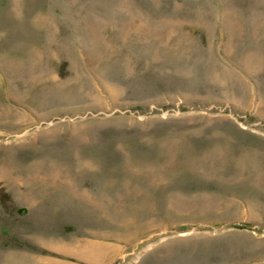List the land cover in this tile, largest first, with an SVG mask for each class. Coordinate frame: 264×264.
I'll return each mask as SVG.
<instances>
[{
  "label": "rangeland",
  "instance_id": "1",
  "mask_svg": "<svg viewBox=\"0 0 264 264\" xmlns=\"http://www.w3.org/2000/svg\"><path fill=\"white\" fill-rule=\"evenodd\" d=\"M0 264H264V0H0Z\"/></svg>",
  "mask_w": 264,
  "mask_h": 264
},
{
  "label": "bare ground",
  "instance_id": "2",
  "mask_svg": "<svg viewBox=\"0 0 264 264\" xmlns=\"http://www.w3.org/2000/svg\"><path fill=\"white\" fill-rule=\"evenodd\" d=\"M19 62V61H18Z\"/></svg>",
  "mask_w": 264,
  "mask_h": 264
}]
</instances>
